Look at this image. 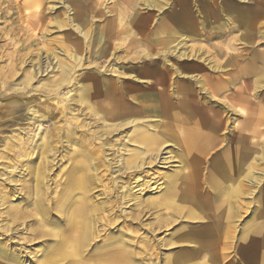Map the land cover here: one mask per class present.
<instances>
[{"label": "bare ground", "instance_id": "bare-ground-1", "mask_svg": "<svg viewBox=\"0 0 264 264\" xmlns=\"http://www.w3.org/2000/svg\"><path fill=\"white\" fill-rule=\"evenodd\" d=\"M46 1L4 0L0 13L9 15L7 11L17 5L20 16L30 15L28 22L39 29ZM141 1L149 0L105 2L110 4V11L114 10L117 28L104 37L92 29L88 33L86 19L88 12L96 14L101 10V0H58L64 8L66 24L72 30L69 29L67 39L74 48L86 45L88 57L95 56L94 48L98 58L111 49L114 55L117 45L110 42V38H116L115 35L125 37L119 45L125 52L135 47L139 39L150 49L149 42L155 44L149 39L146 41L143 32H136L137 36L126 35L130 33V23L139 18ZM196 1L197 14L203 13L206 18L215 20V16L209 14L216 9L213 0ZM263 2L226 3L229 15L233 16L228 15L227 22L233 20V26L212 25L210 21L203 24V29L218 35L237 27L243 36H253L259 32L257 24L262 23ZM186 8L180 5V10L184 11L174 19L177 27L182 28L196 18L192 11L186 12ZM24 30H28L27 27ZM180 55L185 53L180 52ZM35 56L28 61L30 70L25 76L29 93L25 100L35 108L24 115L29 126H21L14 134L12 175L4 178L10 187L0 188V264H141L143 257L132 247L134 242L120 237L121 228L118 236L107 235L111 225L118 221L115 211L118 209L122 217L129 219L125 225L131 228L122 227L129 233L134 227L138 228L137 222L142 224L144 215L149 212L158 222L143 226L152 234L159 223L168 226L172 215L183 206H189L194 215L201 210L208 211L196 233L181 236L190 243L200 240L192 244L191 251L165 254L164 264H196L194 257L199 252L206 255L200 264H222L221 256L228 249L242 264H264V221H257L256 225L249 222L244 229L240 227L242 215L252 211V187L258 183L253 174L258 170L252 165L256 159L252 158V144L241 142L245 154L230 144L222 152L223 147H218L223 142L218 127L223 119L227 123L228 111L221 116L223 112L213 108L223 102L217 96L225 83H216L212 88L207 86L206 81H200L193 73L200 67L192 65L185 68L189 73L175 68L187 81L176 82L168 89L169 80L155 77L171 70L169 64L159 65L156 72H139L135 76L120 72L108 78L105 75L113 67L132 73L139 71L140 66L116 62L115 58L105 65L87 62L82 76L75 74V67L84 65L78 59L73 65L61 66V61L51 51L45 56L38 53ZM54 69L66 74L61 79L40 78L42 73ZM65 87H70L69 93L58 97ZM35 91L45 98L38 100ZM175 91L176 101L171 102ZM49 93H55L59 102H48ZM236 96L234 90L223 99L234 103ZM214 100L216 102L209 105ZM43 121L49 122L48 130L40 128ZM246 135L251 138L252 133L249 131ZM236 139L242 140L240 133ZM167 142L181 148L189 163L181 161L180 169L165 174L164 190L159 198L152 194L144 197L141 187L147 185V193H150L157 181L141 179V182L139 174L144 172L145 166L153 164ZM206 153L205 172L200 174L201 156ZM56 158L62 165L57 183L51 177ZM186 164L190 165L188 172L178 174ZM202 177L205 186L203 182L200 188ZM242 199L248 201L242 202ZM164 218L170 221L165 222ZM240 230L242 233L237 236ZM174 236L169 234L163 240L171 245ZM236 240L241 244L234 249L232 245Z\"/></svg>", "mask_w": 264, "mask_h": 264}, {"label": "rangeland", "instance_id": "rangeland-1", "mask_svg": "<svg viewBox=\"0 0 264 264\" xmlns=\"http://www.w3.org/2000/svg\"><path fill=\"white\" fill-rule=\"evenodd\" d=\"M1 1L0 7L5 6L3 5L4 0ZM109 1L101 0V10L98 13L93 14L88 12L86 18L89 27L88 33L92 29V32L96 31V33H100L101 35L104 34L105 37V33H113L116 30L117 21L113 20L115 18L113 16L114 10H109L108 6L110 4H104ZM180 1L182 0L141 1L140 10H138L140 12L139 18L135 20V23H130V33L126 35L131 37L135 36L136 32H143V35H146V41L149 42L151 40L155 45L149 42L152 45L149 49L139 39L135 41V47L129 48L125 52L119 46L124 42L125 37L115 35L116 38H110L109 36L110 42L117 45V50L114 55L110 53L112 49L106 55L99 54V58L95 48L93 49L95 56L88 57L89 53L85 47L86 45L83 44L80 48H74L70 43L71 41L67 39L70 28L66 24L64 8H61L58 0H47L44 4V18L39 29L34 26L32 27L28 22L31 18L30 15L23 18L20 16V13L17 11V5H13L12 10L7 11V13H10L9 15L2 16L0 13V188L10 187L9 184L5 183L4 178L5 176L12 175L10 172L13 169L11 166L13 160L12 149L15 148V145L11 143L14 142V134L17 133L18 128L21 126L25 127L28 124V120L24 116L25 113L29 114L35 108L34 105L27 103L25 100L29 94L26 92L25 86V76L30 70L28 61L34 59L36 57L35 54L38 53L45 56L47 52L51 51L61 61V66L73 65L76 59H78V62L84 65L81 68H79V65L76 66L75 74L77 73L82 76L85 75L84 68L87 62H98L101 65H105L115 58L116 62L133 63L140 66L139 71H132V73L121 69L117 71V67H113L114 69L105 75L108 78H113L120 72L134 76L139 72H156V67L159 65L169 64L168 68H171V70H167L162 75L160 74L155 77L156 79L162 77L169 80L171 86L168 89H172L176 82L187 81L184 76L174 71L175 68L189 73L185 68L193 65L200 67V69L194 70L193 73L197 75L200 81H206L207 86L212 88L217 85L216 83H225L221 87L220 94L217 96L225 104L218 102L219 106L213 108L214 110L223 112L221 116L228 111L226 113V116H228L226 117L228 118L227 123L223 119V124L218 127V133L221 134L223 139V142L218 146L220 148L223 147L221 152L224 147L230 144L236 147L239 153L245 154V148L240 144L243 141H247L252 144V158L256 157L252 161V165L258 170L253 173L254 177L258 179V183L252 187V211L250 213L248 211L242 215L240 227L244 229L245 225L249 222L252 225H256L257 221H264V6L261 16L262 23L257 24V27L260 28L259 32H256L253 36H243L241 30L237 27L215 35L216 32L203 29V24H210V21L212 25L222 24L225 27L233 26L234 24L233 20L227 22V18H232L233 16L229 15V8L224 4L229 2L251 4L252 0H213L216 9L209 14H213L215 20L206 18V14H197L198 4L196 0H188L187 3H180ZM180 5H186V12L192 11L196 15L194 21L183 24L182 28L174 24V19L177 15L181 11H184L180 10ZM105 6L107 7L105 8ZM129 20L130 18L127 21ZM124 24L125 26L127 25L126 23ZM24 25H26L25 27L28 30H24ZM70 31L72 30L70 29ZM251 38L252 40H250ZM249 41H252V43H249ZM176 44L179 45L175 47ZM180 52H184L185 55L181 56ZM143 54H148L150 57H141ZM74 56L75 58H72ZM54 62L55 59L52 60V63ZM57 63L59 62L57 61ZM63 74L66 73L54 69L47 74L42 73L40 78L53 80L58 77L61 79ZM35 84L33 83V85ZM136 84H139L137 85L139 87H147L146 84ZM69 90L70 87H65L58 97L69 93ZM234 90L237 93L234 103L223 99L225 94L233 93ZM34 93L38 100L45 98L36 91ZM54 94L49 93L50 98L48 102H59L58 97ZM173 94L174 98H172L171 102L176 101L175 96L177 91L173 92ZM38 100L35 101L37 102ZM204 100L207 101V98ZM213 102L216 101H211L209 105ZM40 123V128L43 130L50 128L49 122L43 121ZM247 124L249 125L247 126ZM249 131L252 133L251 138L246 135ZM236 132L237 135L241 134L242 140L236 139ZM114 137H117V135H114ZM207 154L201 156L200 174L205 172L204 165L206 166V163L204 161L208 156ZM181 161L189 163L183 157L181 148L171 144V142L164 144L153 164L145 166L143 168L144 172H140L139 174L140 181L141 179L148 182L157 181L152 186L153 189L150 190V193H147V185L141 187L144 191V197L151 196L152 194L158 195L157 197L159 198L163 194V184L165 182L163 179H165V174H169L172 169H180V165H182ZM56 162L51 172V177L54 178L55 183L60 180L62 171L60 169L62 165L58 158H56ZM65 163L64 161L63 166L66 165ZM178 165L180 166L179 168ZM189 168V164L184 165L182 171L178 172V174L181 175L182 172L186 174ZM162 175H164V178ZM123 179L126 178L123 177ZM204 180V178L200 179V188H202L203 182V187L205 186ZM224 182H226V179ZM241 201L246 202L248 200L242 199ZM179 209L178 212L172 215L171 223L168 226L159 223L157 230L152 234L143 226V224L148 222H158L152 215H149V212L144 215L142 224L137 222L138 228L137 226L134 227L129 233L126 229L122 228L124 226L131 228L125 225V222H128L129 219L122 217V214L117 209L115 212L116 215H119L118 221L114 225H111V230L107 235L118 236V229L121 228L123 233L120 237L134 242L132 247H134V250L140 252V257H143L140 260L141 264H164L163 256L165 254L168 255L172 252L176 254L192 250V244L198 242L200 239L190 243L181 238V236H191L196 233V230L200 228L201 221L208 215L207 210L205 212L204 210L198 211L199 213L194 215L191 213L192 209L189 206H183ZM167 216L170 217V215ZM163 221L169 222L170 219L164 218ZM241 233L242 230L238 231L237 236L241 235ZM169 234L175 235L171 241V245H167L163 240ZM240 244L241 242L236 240L232 247L237 249ZM205 256L203 252L196 253L194 257L195 263H202L206 258ZM221 257V260H223L222 264H242L239 257L234 255L231 249L224 252Z\"/></svg>", "mask_w": 264, "mask_h": 264}]
</instances>
